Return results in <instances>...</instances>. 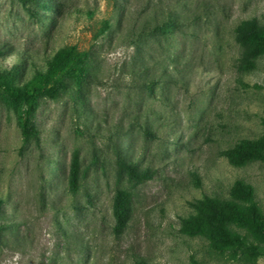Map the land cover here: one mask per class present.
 I'll list each match as a JSON object with an SVG mask.
<instances>
[{
  "label": "rangeland",
  "instance_id": "rangeland-1",
  "mask_svg": "<svg viewBox=\"0 0 264 264\" xmlns=\"http://www.w3.org/2000/svg\"><path fill=\"white\" fill-rule=\"evenodd\" d=\"M51 2L29 12L20 0H0V69L22 67L15 83L65 47L87 55L85 79L40 98L28 122L21 103L0 95V222L9 225L0 264H243L182 234L180 220L192 202L227 196L237 180L254 186L264 209V162L235 166L220 155L264 133V55L254 70L238 71L243 49L233 32L244 19L264 26V0ZM168 14L182 24L162 33L156 27ZM26 126L35 129L27 138ZM119 160L152 178L134 183ZM117 190L132 206L119 236Z\"/></svg>",
  "mask_w": 264,
  "mask_h": 264
},
{
  "label": "trees",
  "instance_id": "trees-1",
  "mask_svg": "<svg viewBox=\"0 0 264 264\" xmlns=\"http://www.w3.org/2000/svg\"><path fill=\"white\" fill-rule=\"evenodd\" d=\"M31 12L30 6L51 10L55 5L51 0H20ZM182 24L181 17L168 14L157 25L162 33L174 31ZM234 41L243 49L238 60V71L254 70L258 60L264 55V26L256 18L244 19L234 28ZM3 50L0 49V55ZM66 59L67 64L60 69L58 63ZM85 52L75 46L63 48L47 60L45 69L36 68L32 77L24 83H15L22 70L18 64L0 69V95L10 102H19L23 106L22 117L25 122L34 112L35 104L40 98H58L65 90L68 80L80 81L86 76ZM264 125V119L262 120ZM35 133L32 126H26L23 135L27 138ZM220 155L232 165L242 166L249 162H264V133L257 139H241L233 146L224 149ZM119 166L134 183H142L152 178L150 169H140L132 162L119 160ZM197 185L199 178L194 176ZM71 191L79 187V162L73 156L69 174ZM0 199V219L2 216ZM192 212L181 218L180 232L189 237L205 239L211 249L217 252H229L243 264H256V259L264 257V209L256 198L252 184L242 180L235 181L227 196L206 195L191 204ZM132 213L130 195L125 190H117L112 205L114 218L113 234L121 235L128 225ZM9 225L0 222V237ZM133 264H149L141 257H135ZM191 264H200L193 259Z\"/></svg>",
  "mask_w": 264,
  "mask_h": 264
}]
</instances>
